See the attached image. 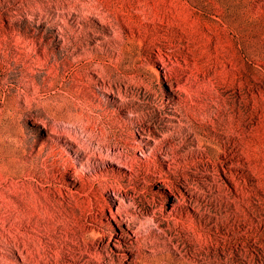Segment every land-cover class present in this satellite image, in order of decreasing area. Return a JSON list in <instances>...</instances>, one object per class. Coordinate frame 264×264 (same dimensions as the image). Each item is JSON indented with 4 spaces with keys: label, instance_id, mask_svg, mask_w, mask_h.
Here are the masks:
<instances>
[{
    "label": "rangeland",
    "instance_id": "obj_1",
    "mask_svg": "<svg viewBox=\"0 0 264 264\" xmlns=\"http://www.w3.org/2000/svg\"><path fill=\"white\" fill-rule=\"evenodd\" d=\"M239 231L264 264V0H0V264H248Z\"/></svg>",
    "mask_w": 264,
    "mask_h": 264
},
{
    "label": "bare ground",
    "instance_id": "obj_2",
    "mask_svg": "<svg viewBox=\"0 0 264 264\" xmlns=\"http://www.w3.org/2000/svg\"><path fill=\"white\" fill-rule=\"evenodd\" d=\"M160 56H162V54H160ZM164 56V55H163ZM248 84L249 85H251L249 82H248ZM247 85V84H246ZM245 85V86H246ZM248 85V86H249ZM247 87V86H246ZM250 87V86H249ZM248 89H250V88H248ZM247 101H249V99H248V97H246L245 98ZM254 104H252V106H253ZM250 112H251V122H253V123H255L256 121H257V119H258V105L256 104L255 106H253V107H251V109H250ZM253 123H252V125H253ZM121 205V203L119 202V206ZM252 232V231H251ZM251 232H248V231H246L245 232V236L247 237V238H243V236H242V231H239L238 232V235L240 236V238L241 239H238L237 240V238L236 237H234V239H232V240H229L227 243L229 244H231V242H233L234 243V246L236 247H238V243H236L237 241H239L243 246L242 247H244V252L243 251H240V254H242L241 256H243V257H245V260H247V262H248V264H252V263H250L251 262V257L253 256L252 255V253H250V248L252 247V246H249V242H251V240H248L249 238H250V234H251ZM253 235H256V233H253ZM264 239V232H262L260 235H258L257 237H256V241H259V240H263ZM255 242V241H254ZM257 243V242H256ZM261 245H262V243H261ZM223 249H225V247L223 246L222 247ZM234 248V247H233ZM262 248H263V246H262ZM238 249V248H237ZM226 250H228V251H231L232 249H226ZM263 250L264 249H262V250H257V253L258 254H260V256L261 257H263ZM24 256V255H23ZM59 256V255H58ZM62 256V255H61ZM26 257H28V256H26ZM26 257H24V259L26 258ZM60 257V256H59ZM58 257V258H59ZM62 257H60V259H61ZM26 259H28V258H26ZM25 259V260H26ZM59 259V260H60ZM64 259V258H63ZM46 260V259H45ZM47 261H49V260H47ZM60 261H62V260H60ZM64 262H65V260H63ZM55 262H57V261H55ZM66 262H67V260H66ZM58 263V262H57ZM62 263V262H61ZM68 263V262H67ZM64 264V263H63Z\"/></svg>",
    "mask_w": 264,
    "mask_h": 264
}]
</instances>
